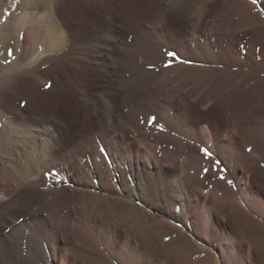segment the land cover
Wrapping results in <instances>:
<instances>
[{
  "label": "bare ground",
  "instance_id": "bare-ground-1",
  "mask_svg": "<svg viewBox=\"0 0 264 264\" xmlns=\"http://www.w3.org/2000/svg\"><path fill=\"white\" fill-rule=\"evenodd\" d=\"M0 264H264V0H0Z\"/></svg>",
  "mask_w": 264,
  "mask_h": 264
},
{
  "label": "snow or ice",
  "instance_id": "snow-or-ice-1",
  "mask_svg": "<svg viewBox=\"0 0 264 264\" xmlns=\"http://www.w3.org/2000/svg\"><path fill=\"white\" fill-rule=\"evenodd\" d=\"M9 55H11V52H9ZM173 54L169 53V56L171 57ZM166 66H170V65H166ZM150 67H154V66H150ZM50 86V85H49Z\"/></svg>",
  "mask_w": 264,
  "mask_h": 264
},
{
  "label": "rangeland",
  "instance_id": "rangeland-1",
  "mask_svg": "<svg viewBox=\"0 0 264 264\" xmlns=\"http://www.w3.org/2000/svg\"><path fill=\"white\" fill-rule=\"evenodd\" d=\"M202 255H203V254H202ZM202 255H195L194 258L197 259L199 256L201 257Z\"/></svg>",
  "mask_w": 264,
  "mask_h": 264
}]
</instances>
